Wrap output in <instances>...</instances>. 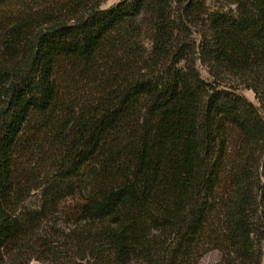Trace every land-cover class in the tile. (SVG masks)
Here are the masks:
<instances>
[{"label":"trees","instance_id":"1","mask_svg":"<svg viewBox=\"0 0 264 264\" xmlns=\"http://www.w3.org/2000/svg\"><path fill=\"white\" fill-rule=\"evenodd\" d=\"M211 2L0 19V264H260L264 0Z\"/></svg>","mask_w":264,"mask_h":264},{"label":"rangeland","instance_id":"2","mask_svg":"<svg viewBox=\"0 0 264 264\" xmlns=\"http://www.w3.org/2000/svg\"><path fill=\"white\" fill-rule=\"evenodd\" d=\"M21 1L22 0H0V19H2L3 17H8L9 15H12L13 13H17L18 11H22V6H21ZM27 1V0H26ZM121 0H101V4H100V9L104 10V9H108L111 8L113 6H115L118 2H120ZM207 4L209 6H212L213 3L211 2V0H206ZM33 5L30 4L31 8ZM0 37H1V32H0ZM198 69L200 71V75L204 78L207 77L206 72L204 71V69H202V67L198 66ZM238 92L242 95H244L249 101H251L253 104L256 105V102L253 98V93L249 90H244V89H239ZM35 156H31L30 158L26 159L25 166H31L32 165V160L34 159ZM52 171V169H49L48 166H44L43 170H42V174L44 173H50ZM50 175V174H48ZM37 193L36 191L31 192L30 196L28 197V199L25 201V203L19 208L18 211H22V209H30L35 207V205L37 204ZM264 237V236H263ZM262 244H263V254H262V258H261V262L260 264H264V238L262 240ZM219 258V254L216 251H209L207 253H205L197 262V264H214L215 262H217ZM3 264H10V262H8L7 260H5L3 262ZM32 264H36L34 261L32 262Z\"/></svg>","mask_w":264,"mask_h":264}]
</instances>
